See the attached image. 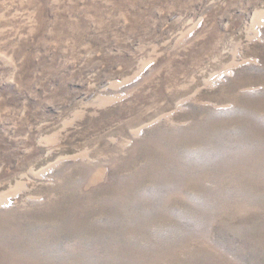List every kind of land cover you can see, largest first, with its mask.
Segmentation results:
<instances>
[{
	"label": "rangeland",
	"instance_id": "rangeland-1",
	"mask_svg": "<svg viewBox=\"0 0 264 264\" xmlns=\"http://www.w3.org/2000/svg\"><path fill=\"white\" fill-rule=\"evenodd\" d=\"M0 264H264V0H0Z\"/></svg>",
	"mask_w": 264,
	"mask_h": 264
}]
</instances>
